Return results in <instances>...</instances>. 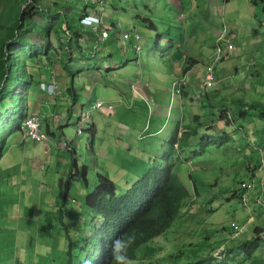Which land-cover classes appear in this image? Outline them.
I'll list each match as a JSON object with an SVG mask.
<instances>
[{"label":"rangeland","instance_id":"rangeland-1","mask_svg":"<svg viewBox=\"0 0 264 264\" xmlns=\"http://www.w3.org/2000/svg\"><path fill=\"white\" fill-rule=\"evenodd\" d=\"M93 1L102 4L101 0H89ZM156 1L151 0L150 4L157 9ZM160 1V14L166 17L159 27L163 37L160 54L155 48L157 34L146 32L144 23L136 19L134 11L119 10V4L113 12L105 10L102 24L109 28V36L103 38L105 28L92 35L86 32L82 58L71 65L78 71L74 75L76 97L68 89L65 90L68 100L57 97L56 111L63 117L58 114L54 121L58 129L64 128L65 135L57 132L52 149V145L48 146L50 133L44 127L43 117L37 114L42 119L47 142L30 139L26 133V137L20 133L8 140L0 160V264H16L17 260L23 264H64L68 241L62 224L51 217L52 205H61L67 190L64 182L68 170L64 167L71 161L72 145L65 147L63 138L74 140L76 147L79 143V162L89 167L91 182L96 179L97 183V171L104 169L115 179L117 193L121 194L149 167L165 165L166 141L177 121L181 118L185 123H194L195 114L201 115L197 122L201 120L204 127L199 135L189 138L183 153L188 159L179 166L184 182L194 190L192 200L195 203L186 213L178 214L168 233L141 245L138 253L142 250L144 255L139 253L135 264H180L181 258L177 255L180 251H184L183 260H187L193 252L208 254L210 250V255H214L213 263H216L215 258L224 257L218 252L219 247L221 251L224 247L243 251L241 240L252 238L254 234L258 239L264 238V188L261 183L264 133L258 129L262 128L264 120L254 119L249 114L227 125L226 120L219 118L214 123L216 128L205 130L208 123L216 122L219 110L229 108L225 119L232 121L237 112L232 101L239 96L264 102V2L206 0L205 4L201 0H187L188 3L182 4V9L177 11L175 3L179 4V0H169L167 17L165 0ZM142 9L146 16V4ZM97 10L101 14L102 10ZM112 15L116 26L111 24ZM92 20L94 24L88 25L96 27L100 19ZM123 32L130 33V37L123 38ZM25 36L31 37L30 34ZM168 38L179 44L180 52H174L173 58L166 52V46L171 44L167 43ZM131 42L139 46L138 49L142 46L139 61H134ZM170 46V51L175 49ZM102 55L106 62L101 61ZM94 57L100 60H93ZM191 57L197 59L192 65V74L189 71L188 75L183 71L178 74V67ZM34 62L28 59L33 74ZM95 65L99 67L94 69ZM52 68L60 74L63 69L57 60ZM209 68L214 74L211 84L206 77ZM71 76L64 69L63 79L60 78L66 83L62 84L64 88L70 87ZM47 83L53 85L54 81ZM199 85L209 86L206 89ZM41 88L45 89L43 82ZM13 89L20 91L15 86ZM96 100H102L104 105L95 107ZM107 104L112 107L108 108ZM187 104L191 106L187 108ZM104 107L110 113L104 112ZM92 122L96 123L95 153L90 150L93 137L84 131ZM218 127L227 130L222 136L228 135V139L222 146L201 140L208 136L207 140H216L220 135L216 131ZM254 134L258 135V140ZM53 150L59 153L54 156H58V162L49 159ZM242 179L255 184L244 198L239 190ZM232 189L239 194L231 195ZM79 192L78 206L82 208L84 190L73 193ZM80 208L78 214L82 213ZM86 232L89 234L90 230ZM245 255V252L229 255L230 259L234 258L230 264H252V257L243 260ZM253 256L263 260L253 264L264 263V240Z\"/></svg>","mask_w":264,"mask_h":264},{"label":"trees","instance_id":"trees-1","mask_svg":"<svg viewBox=\"0 0 264 264\" xmlns=\"http://www.w3.org/2000/svg\"><path fill=\"white\" fill-rule=\"evenodd\" d=\"M150 1L101 0L102 4H98V1L89 2V0H0V160L4 155L8 140L22 132L25 135L23 122L31 114L27 92L34 81V74L30 71L28 59H34L36 61L34 64L38 62L46 64L51 70H53L52 66L56 60L59 61L61 67L72 75L68 91L76 97L74 75L78 71L72 68L73 62L82 58L85 49L82 42H85L86 32L89 31L92 35L98 29H109L104 27V23L102 24V21L105 20V10L113 12L117 8L116 4L120 5L119 10L134 11L136 19L144 23L145 31L157 34L155 48L158 54L161 53L163 37L159 27L161 20L166 17L160 14L158 5L161 4V1H156L157 9L150 4ZM261 1L264 2V0ZM179 2V4L174 2L177 11L182 9V4L188 3L187 0H179ZM201 2L206 3V0H201ZM143 3L146 4V16L142 13ZM165 3L167 5L165 11L169 17V0H165ZM106 7L109 9H105ZM98 8L102 10L101 14H98ZM199 8L204 7L200 6ZM92 15L101 21L96 27L84 23V18ZM110 20L111 24L116 26L114 15L110 17ZM169 31L170 29L168 33ZM25 34H30L31 37L27 38ZM167 43H171L170 45L175 47L174 52H180L179 46L173 38H168ZM170 45L166 46V52H172ZM130 46L132 47L130 51L135 53L134 61L142 59V53H140L143 51L141 50L142 46L138 49L139 46H135L134 42H131ZM58 55L59 59H57ZM163 56L166 60L165 55ZM161 57L160 55L159 58ZM105 59V55H102L101 61L106 62ZM189 59L187 60L189 64L183 69L184 74L197 62L194 57ZM93 60H100V58L94 57ZM147 65L149 66V63ZM98 67L95 65L94 69ZM83 69L85 68L83 67ZM104 78L109 79L106 76ZM14 86L20 91L14 90ZM185 94L188 95L186 92ZM183 100L181 105L184 104ZM144 101L150 102V99L144 98ZM190 106L187 104V108ZM232 106L237 108L232 121L225 119L229 108L222 109L217 113L216 122L208 123L205 130L216 128L214 123H217L219 118L226 120L227 125L233 124V121L238 122V119H244L249 114L254 116V119L264 120V102L262 100H256V98L249 100L245 96H239L237 100L232 101ZM199 118L201 119V115L195 114L194 123H185L179 118L172 134L166 141L167 148L163 153L165 165L154 164L149 167V170H146L143 175H138L137 179L132 184L130 183L125 192L121 194L117 193L115 179L104 169L97 171V183L96 179L90 181L89 167L86 163L80 165L79 149L75 146L74 140L72 141V146H68L71 149V161L64 167L65 170H68L64 182L67 190L61 198V205H52L53 209H51L53 210L51 217L55 221L58 219L62 224V230L68 241L64 264H83L85 260H90L91 264H115L109 258L110 246L115 238L124 239L128 234L135 235V239L127 248L131 264H135L139 253L144 255L142 250L138 253L141 245L165 232L168 233V229L178 214L186 213L193 207L195 201L192 200V192L194 190L192 186L184 182L179 166L185 159H188L183 153L189 145V138L195 134L199 135L204 127L201 120L200 123L197 122ZM90 124L89 128L85 129L84 127V131L89 132L93 137V139L91 137L90 150L95 153L96 123ZM260 127L262 128H258L259 131L264 133V125ZM216 131L220 132L216 140H207L209 136L207 139L202 137L201 140L206 143H216L217 147L222 146L228 139V135L222 136L227 133V130L218 127ZM256 138L258 140V135ZM54 161H58V156L54 158ZM51 165L54 166L53 163ZM128 176L129 179L132 178L131 175ZM245 181L244 179L240 181L239 190ZM209 183H207L208 186H211L212 184ZM79 185L81 187H78ZM89 186L91 189L86 192L85 190H88ZM195 188L199 190L197 185ZM81 189L84 190L82 208L80 205L78 206L81 200L80 192L73 193L75 190L81 191ZM244 192L243 189L240 190L241 197ZM235 193L239 194L236 189H232L231 194ZM23 207H25L24 204ZM78 208H80L81 214L77 213ZM195 209L197 210V206ZM67 216L70 217V222ZM49 221L51 222V220ZM86 229L90 230L89 234ZM258 238L259 236L254 234L252 238L241 240L243 251L227 247L221 251L219 247L218 252L224 257L215 258L216 263H213L214 255H210L211 250L208 254L193 252L189 254L190 257L187 260H183L184 251H180L177 255L181 258L180 264H230L234 258L230 259L229 255L236 256V253L240 254V252L247 254L243 260L252 257V264L257 261L263 262L261 258L253 256L264 240V238ZM144 250L151 257L149 251ZM16 264L23 263L17 260Z\"/></svg>","mask_w":264,"mask_h":264},{"label":"crops","instance_id":"crops-1","mask_svg":"<svg viewBox=\"0 0 264 264\" xmlns=\"http://www.w3.org/2000/svg\"><path fill=\"white\" fill-rule=\"evenodd\" d=\"M220 1H222V0H220ZM177 45H179V44H177ZM170 53H171V57L173 58L174 50H172V52H170ZM180 58H185V57L181 56ZM188 64H189L188 61H186V64L178 67V69H177L178 74L180 71H183L185 66ZM34 68H35L34 69V71H35L34 81L31 85L30 89L27 92V96L29 99L28 102H29L30 112L35 113V114H39L40 116L43 117L42 119L44 122V127L49 131L50 136H51V143L48 144V146L52 145L51 148L53 149L52 142H54V141L56 142V139L58 136L57 132L63 133L65 135L64 128L58 129L56 122L54 121V118H56L57 117L56 115H58V114L61 117H63L58 111H56V109L58 108L57 97H59L63 100H65V99L68 100L66 97V94H65V90L68 89V87L64 88V85L66 83L62 82L60 79L62 76H64V69H62L61 74H60V72L56 73V71L51 70V69H50V71H48V69H49L48 66H46V64H39V62L36 63ZM191 69L192 68H190L188 70L190 74H192ZM176 75H177V73H176ZM187 75H188V72H187ZM192 76L193 75H191L190 78H192ZM62 79H63V77H62ZM188 80H189V78H188ZM44 81H47V82L54 81V84L52 86L57 87L58 93H56V92L50 93V92L43 90L41 88V82H44ZM62 84H64V85H62ZM189 84H190V82H189ZM90 89H91V87H90ZM90 92L89 93L91 96L93 94L92 89ZM86 94H87V92H86ZM68 110H70V109H68ZM104 112L110 113V111H108L107 108H105V107H104ZM60 126H61V124H60ZM21 135L25 136L23 132L21 133ZM16 136L17 135H15L14 137H16ZM63 139H67L68 141H71V143L73 141L72 139H69V138H63ZM34 142H36V141H34ZM37 142H41L42 144L44 143L42 141H37ZM77 145H78V143H77ZM55 155L59 156V153L57 151L53 150L52 157H50L49 159L50 160L54 159Z\"/></svg>","mask_w":264,"mask_h":264},{"label":"clouds","instance_id":"clouds-1","mask_svg":"<svg viewBox=\"0 0 264 264\" xmlns=\"http://www.w3.org/2000/svg\"><path fill=\"white\" fill-rule=\"evenodd\" d=\"M225 1H227V0H225ZM205 4H207V3H205ZM90 17H92V18H90L88 20H87L86 17L84 18V23L86 25H88V23L89 24H94L93 22L90 23L89 20H92L94 18L96 19V17L93 16V15L90 16ZM100 22L101 21H99L96 26H98L100 24ZM125 33L128 34V37L127 38H129L130 37V33H128V32H123L122 33V37L125 38L123 36ZM103 37H106V36H103ZM230 44L231 43H229L228 45H230ZM263 178H264V176L261 179V183H262ZM247 182H251L252 183V187L251 188H248L246 186H243V183H247ZM243 183H242V186H241V190L243 189L245 191L244 194H243V198H244V197L248 196V194H247L248 192H251L254 189L255 184H254V181H252V180H249V181L246 180ZM262 186H263V184H262ZM263 188H264V186H263ZM234 195H237V194L235 193V194H233V196ZM234 227H235V224H234ZM237 230H239V229H237ZM134 239H135V235L134 234H128L124 239H121L120 237L115 238L114 241H113V243H112V245L110 246V249H109V258H110V260L111 261H114L115 264H131V260H130V258L127 255V248H128V246L131 244V242ZM230 239H231V237H230ZM83 264H91V261L90 260H85L83 262Z\"/></svg>","mask_w":264,"mask_h":264},{"label":"built area","instance_id":"built-area-1","mask_svg":"<svg viewBox=\"0 0 264 264\" xmlns=\"http://www.w3.org/2000/svg\"><path fill=\"white\" fill-rule=\"evenodd\" d=\"M89 22L91 23L92 20H89ZM107 34H108L107 31L104 30L103 31V36H107ZM123 36L125 38H127L128 34L125 33ZM229 47H232V45L230 44ZM206 77L208 79L207 83H210L211 80L214 79V74H213L211 68H209V70L207 71V76ZM48 90L50 92H57V87L56 86H52V87H49ZM100 104H101V102L98 101L97 105H100ZM24 129H25L26 135L28 137H30L31 139L42 140L44 142L48 141V136L46 135V133H45V131L43 129L42 119L37 114H31L25 119V121H24ZM262 184L264 186V180L262 181ZM243 186L251 188L252 187V183L251 182L243 183Z\"/></svg>","mask_w":264,"mask_h":264},{"label":"bare ground","instance_id":"bare-ground-1","mask_svg":"<svg viewBox=\"0 0 264 264\" xmlns=\"http://www.w3.org/2000/svg\"><path fill=\"white\" fill-rule=\"evenodd\" d=\"M212 72H213V70H212ZM211 81H213V80H211ZM178 82H179V83H178V86H179L180 83H181V81L179 80ZM203 83H205V81H203ZM211 83H212V82H210V84H211ZM43 85H45V89H43V90H45V91H47V92H50V91L48 90V88H49V87H52V85L48 84L46 81L43 82ZM199 86L205 87V88L207 89V87H208L209 85H207V86L199 85ZM179 87H180V86H179ZM176 90H179V88H176ZM50 93H51V92H50ZM98 101L101 102L100 105H97ZM103 105H104V102H103L102 100H96V102L94 103V106H95V107H101V106H103ZM107 107H108V108H111V107H112V104H107ZM31 114H35V113H31ZM31 114H30V115H31ZM38 116H39V115H38ZM23 126H24V124H23ZM29 138H30V137H29ZM30 139H31V138H30ZM61 141H63L62 144L64 143L63 145H65V147H66V146H70V145L72 144L71 141H68V140H67V141H68V144H67L65 139H63V140H61ZM78 147H79V143H78V145H77V148H78ZM263 180H264V178H263ZM263 180H262V181H263Z\"/></svg>","mask_w":264,"mask_h":264}]
</instances>
